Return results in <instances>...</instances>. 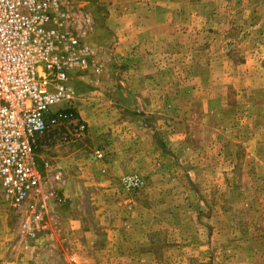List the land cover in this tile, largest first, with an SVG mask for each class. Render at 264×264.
Wrapping results in <instances>:
<instances>
[{"label":"rangeland","instance_id":"obj_1","mask_svg":"<svg viewBox=\"0 0 264 264\" xmlns=\"http://www.w3.org/2000/svg\"><path fill=\"white\" fill-rule=\"evenodd\" d=\"M101 1H67L69 32L95 49L71 81L85 133L64 143L53 126L39 141L74 198L31 238L0 189V264H264V0H156L160 29L137 25L134 48ZM109 184L106 204L136 201L114 254L102 192L76 196Z\"/></svg>","mask_w":264,"mask_h":264},{"label":"built area","instance_id":"obj_2","mask_svg":"<svg viewBox=\"0 0 264 264\" xmlns=\"http://www.w3.org/2000/svg\"><path fill=\"white\" fill-rule=\"evenodd\" d=\"M67 1L0 0L1 198L24 215L31 238L57 221L49 206L54 194L47 189L52 158L41 152L40 139L54 126L68 129L62 139L69 143L86 129L73 108L71 81L92 64L95 49L86 37L69 32ZM126 181L141 185L137 175Z\"/></svg>","mask_w":264,"mask_h":264},{"label":"crops","instance_id":"obj_3","mask_svg":"<svg viewBox=\"0 0 264 264\" xmlns=\"http://www.w3.org/2000/svg\"><path fill=\"white\" fill-rule=\"evenodd\" d=\"M134 3V7L133 8H127L126 6L123 7H119V4L122 3V1H118L116 2V0H113V2L109 3V21L110 24L113 27H116L115 30H118L119 32L122 33V36H124V40L122 42H124V47L125 48H134L133 45V39L135 37V35L133 33L136 32L137 29V25H144L146 32H148L149 34L153 33L154 30H157V32L159 31V26L161 25L156 19L155 17L157 16V9H156V4L158 2H156V0H130ZM159 1V0H158ZM102 1L101 0H96V3L98 5H101ZM107 19V18H106ZM159 20V19H158ZM141 32V31H138ZM122 39H119V41H121ZM132 56V55H131ZM102 150V149H101ZM61 171L58 170L57 168L51 172V174H55L52 178L56 183H60L62 184L59 188L55 189L54 187H50L48 190L51 191L54 194V197L56 200L62 202L61 204H57V202L53 203L52 199H50L49 201V206H52V203L54 205H56V208L59 209L56 210L58 213V220L60 219L61 216L64 215V211L66 210V208L69 207V205H66V202L63 203L64 200L66 199H73V193L72 190L70 189V187L66 184L64 186L62 182V175H61ZM50 174V173H49ZM90 185V183H88ZM99 186H101L99 184ZM108 187L105 190L100 189L98 186H95L93 188H86V187H82V188H86L84 190H78L76 191V196L80 197L81 193H84L86 190H93L96 189V191H101L102 193H98L96 195V197L98 198V200H101L102 204L104 206H107L109 208V214L110 216H112V218H117V220L114 221V223L119 224L118 227H110L108 230V235H109V240L111 241L110 246L108 247V251L110 254H114L116 251V243L118 240H124V239H128V229L130 226V221H129V213H131L132 209L134 208V204L136 203V201H134L133 199V194L129 193L126 191L125 196L123 199H120L118 202H115V198H113V202L112 204H106L107 203V199L109 197H111L110 194H115V193H111L114 191L112 190V186L109 184L107 185ZM110 191V193H108ZM104 192H107V195H104ZM125 192V191H124ZM75 195V194H74ZM129 195V196H128ZM132 196V197H131ZM64 204V205H63ZM124 213V215H122ZM53 216V213H52ZM60 216V217H59ZM123 216V217H121ZM54 218V217H53ZM62 218V217H61ZM119 218H122L123 220L121 221ZM123 228V229H122ZM95 251L99 252V247H94ZM116 264V263H115Z\"/></svg>","mask_w":264,"mask_h":264}]
</instances>
